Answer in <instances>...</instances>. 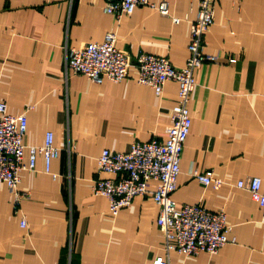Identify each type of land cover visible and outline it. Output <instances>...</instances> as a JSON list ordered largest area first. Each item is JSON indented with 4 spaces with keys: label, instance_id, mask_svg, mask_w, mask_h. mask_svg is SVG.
I'll return each mask as SVG.
<instances>
[{
    "label": "crops",
    "instance_id": "crops-1",
    "mask_svg": "<svg viewBox=\"0 0 264 264\" xmlns=\"http://www.w3.org/2000/svg\"><path fill=\"white\" fill-rule=\"evenodd\" d=\"M151 1L167 2L170 16L142 6L116 19L104 12V0H0V102L11 115L26 114V147L43 146L52 133L60 149L51 174L42 156L35 171L21 174L18 204L0 184V264H152L159 257L169 264H264L262 208L238 186L259 177L264 193V0H216L204 50L213 60L194 73L192 126L172 197L179 209L200 204L225 212L235 243L216 255L167 253L150 196L112 217L108 199L94 194L97 181L114 178L98 170L104 150L124 153L165 138L179 86L168 82L158 97L138 83L134 68L120 83L95 84L66 71L67 52L113 32L132 61L148 54L185 67L200 0ZM207 172L221 188L193 177Z\"/></svg>",
    "mask_w": 264,
    "mask_h": 264
},
{
    "label": "built area",
    "instance_id": "built-area-1",
    "mask_svg": "<svg viewBox=\"0 0 264 264\" xmlns=\"http://www.w3.org/2000/svg\"><path fill=\"white\" fill-rule=\"evenodd\" d=\"M104 1V12L116 19L130 16L142 6L164 17L170 16L169 5L165 1L159 4L151 0ZM215 5L216 0H200L197 18L191 27L189 58L182 68L174 67L167 58L148 54H140L132 61L127 53L117 48V37L113 32L108 33L101 43H90L67 52L66 71L85 76L95 84H102L104 80L120 83L132 68L138 73V83L151 87L158 97L163 95L168 82L178 84L179 98L165 138L133 143L124 153L104 150L98 159V170L114 178L97 181L94 194L108 199L112 217L131 206L136 197L150 196L159 207L157 225L165 238L167 253L174 251L185 257L200 253L216 255L226 245L235 243L230 238L232 227L227 223L225 212H212L200 204L179 209L172 198L177 190L180 162L192 126L189 104L197 86L194 73L213 60L204 50L205 37L215 21ZM173 22L177 24L180 20L173 18ZM229 62L235 64L237 60L230 59ZM27 130L26 114L11 115L7 104L0 102V184L7 186L16 204L25 196L19 191L21 174L35 171L39 156L45 160L46 173L51 174L52 162L60 157V149L55 146L52 133H47L43 146L26 147ZM27 148L28 162L25 161ZM193 177L205 187L219 189L223 185L212 172L194 173ZM53 178L57 176L53 175ZM153 181L158 183L154 191L149 189V183ZM262 184L259 177H253L246 182L241 181L238 186L247 189L252 199L260 204L264 223ZM26 225L23 220L21 226ZM152 264L169 262L159 257Z\"/></svg>",
    "mask_w": 264,
    "mask_h": 264
}]
</instances>
